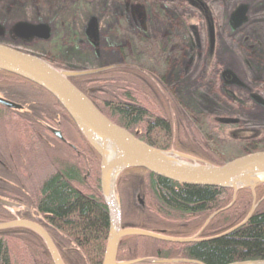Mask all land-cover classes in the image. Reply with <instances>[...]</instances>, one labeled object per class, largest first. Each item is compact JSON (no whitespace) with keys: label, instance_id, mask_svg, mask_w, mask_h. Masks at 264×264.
Here are the masks:
<instances>
[{"label":"rangeland","instance_id":"1","mask_svg":"<svg viewBox=\"0 0 264 264\" xmlns=\"http://www.w3.org/2000/svg\"><path fill=\"white\" fill-rule=\"evenodd\" d=\"M144 10L147 14L141 16ZM41 26L47 29L46 37L34 33ZM139 34L150 36L145 41L150 60L144 65L175 93L217 156L227 161L264 150V0H0V42L63 70L120 63L117 45ZM167 38L162 55L155 46L164 47ZM32 92L37 100L53 104L48 95ZM219 122L228 125L221 129ZM22 127L16 122L0 126L6 148L17 151L28 146V133ZM63 130L85 151L75 128ZM54 144L50 148L37 142L31 152L25 150L35 174L52 173L54 167L48 163L59 160L76 163L71 153ZM82 161L86 166V158ZM100 164H94L90 173L84 171L91 184L100 179ZM123 184L119 180L116 184L121 207ZM233 199L234 193L228 206Z\"/></svg>","mask_w":264,"mask_h":264},{"label":"trees","instance_id":"2","mask_svg":"<svg viewBox=\"0 0 264 264\" xmlns=\"http://www.w3.org/2000/svg\"><path fill=\"white\" fill-rule=\"evenodd\" d=\"M153 6L158 9L156 4ZM165 34L169 36V33ZM136 37L131 39L130 52L127 55L132 65L107 67L105 71L88 76L91 79L97 78L95 80L98 83L95 86L101 89L98 91L100 93L98 97L105 102L102 110L113 122L127 128L151 146L164 150L174 149L216 165L223 164L225 161L210 148L208 139L198 127L196 120L182 108L180 102L175 97L166 98L161 95L168 91L163 89L161 92L155 80L157 75L144 65L147 59L145 41L150 36L145 38L139 34ZM152 39L155 40V37ZM167 47L166 43L164 47L155 46V49L165 54ZM0 73L17 77L2 70ZM41 90L52 98L53 104L55 102L59 110L74 125L82 137L84 148L89 151V156H94L99 164L101 161L99 154L83 136L72 118L49 92L43 88ZM145 117H152L154 121L146 125ZM219 123L221 129L228 125L227 122ZM30 138L32 145L29 144L27 148L30 146L33 149L40 140L36 136ZM44 153L47 157L50 154L48 151ZM36 162L35 165L38 166ZM48 164L54 167L52 173L35 174L32 203L34 216L38 222L48 225L52 238L58 242L62 255H65L62 258L66 264H101L108 239L109 215L100 189L99 176L94 178L91 184L89 178L86 179L84 176L85 170L75 162L59 160ZM133 176L137 179L133 178L132 181L129 177ZM118 180L120 183L125 182V187L129 189L131 195L136 194L138 199L142 198V193L145 194L143 204L145 202L162 214L159 220L145 219L139 207H124L123 228L136 227L156 232L165 228L168 235L178 237L195 235L212 213L230 204L234 193L232 188L179 184L140 168L126 170ZM138 188L141 189L140 194ZM256 194L259 203L251 219L229 234L212 240L184 244L127 236L120 242L117 259L119 261L145 258L189 259L204 264L262 260L264 183L257 186ZM5 200L8 204L5 206L0 204L5 209L20 211L25 207L24 204L12 202L7 198ZM252 203L251 189L241 188L237 192L234 205L215 217L204 230L203 236L214 237L240 224L249 214ZM0 264H54V262L46 243L35 231L28 228H10L0 231Z\"/></svg>","mask_w":264,"mask_h":264},{"label":"water","instance_id":"3","mask_svg":"<svg viewBox=\"0 0 264 264\" xmlns=\"http://www.w3.org/2000/svg\"><path fill=\"white\" fill-rule=\"evenodd\" d=\"M34 33L46 37L47 29L45 26L34 28ZM103 69L105 68L59 69L36 54L0 42V70L28 80L49 92L72 118L101 158L100 189L109 215L108 239L101 264H204L197 260L162 258L119 261L117 255L122 238L127 236H141L184 244L216 239L245 225L258 206L256 188L264 183V150L245 153L216 165L174 149L164 150L151 146L104 115L70 80L72 76L93 74ZM0 104L9 108H19L18 104L2 96H0ZM56 133L60 138L65 139L60 131ZM131 168L144 169L158 177L183 185L232 188L233 202L221 211L235 203L237 192L241 188H250L253 194V206L240 224L223 234L207 239L200 238L201 232L219 212L213 213L203 229L192 237H172L136 227L123 228L122 207L116 192V184L120 175ZM0 204L5 206L8 202L0 197ZM10 228H28L35 231L46 243L54 264H66L51 235L41 224L26 219L0 223V231ZM230 264H264V259Z\"/></svg>","mask_w":264,"mask_h":264},{"label":"flooded vegetation","instance_id":"4","mask_svg":"<svg viewBox=\"0 0 264 264\" xmlns=\"http://www.w3.org/2000/svg\"><path fill=\"white\" fill-rule=\"evenodd\" d=\"M141 14H142L141 16L146 15L147 11L144 10L143 12H141ZM143 35L145 36V38H147L146 37L147 35L145 34ZM168 42L169 40L167 38L166 41L167 45ZM115 50L121 57L122 62L112 63L102 67H98L105 69L100 70L96 73L105 71L107 67L111 68V67L132 65L130 57H127V55L130 52V39L125 38L121 45H117V49ZM162 55H164L163 52ZM90 75L92 74L72 76L70 77V80L87 97H89L92 100V102L104 115H106V113L102 110L105 102L100 97H98V94H100L98 91H100L101 89L99 90V88L95 86L96 83H98V81L95 80L97 78L95 77V79H91L88 77ZM155 80L158 82L161 92H163V89H166L168 91L161 93L162 96L166 98H171V97L176 98L175 93L166 86L163 79L157 76ZM41 88L40 86L28 80H25L21 77L18 76L10 77L8 75H5L4 73L3 74L0 73V96L19 105V108H9L0 104V126L2 127L4 125V122H12V123L16 122L18 126L22 125L23 126L22 128H24L28 133V139H29L28 145L29 144L32 145L30 142L31 136L32 139L33 137L36 136L37 139L40 140L39 142L45 143V145L50 148H53L54 143H56V145L59 144V148L62 149L63 152H69L72 154L73 157H75L76 163L77 165L80 166V168H83V170H86L88 171V173H90L93 167V163L94 164L98 163V161L96 162V158L94 156H89L88 154L89 151H86L85 148H83L85 149V151L81 150L80 146L77 143H74L72 140H70L68 137L65 136L63 130L65 126L66 127L68 126L73 129L75 127L70 122V120L64 115V113H62L59 110L60 108L55 104V102L54 104H51L49 101L46 100H43L41 102L40 100H37L34 97V93L32 92L34 90H38L41 93H44L41 90ZM43 105L47 106L48 108H45ZM50 106L54 107L52 111ZM106 116L109 117L108 115ZM153 121L154 120L152 117H145L144 119L146 125L148 123H152ZM56 131H60L65 137V139L60 138L57 135ZM80 138L82 139L81 135ZM28 148L30 149L31 147L29 146ZM28 148L25 146V148H22V150L18 148L17 151L6 148V145L0 134V197L7 198L12 202L25 205V207L21 208L20 211L19 210L15 211L14 209L8 210L0 205V220H6V221H12L17 219L32 220L34 222L41 224L50 234L48 225L38 222L37 217L34 216L35 214L33 212L32 203H33V195H34L33 184L35 182V172L32 169L29 161H27V157H26L27 152L25 150H27L28 152H31L32 150V148L30 150ZM82 157L83 160H85L86 158V163H85L86 166H83L84 161H82ZM19 159L22 160L21 164L19 163ZM81 161L83 163H81ZM84 176L87 179L88 174L87 175L84 174ZM129 178L132 181L133 178L137 179L136 176ZM125 186L126 184L124 182L123 192L125 193V198L121 199V202L123 204L122 217H123L124 207L131 208L132 206H137L142 210L143 214L145 215V219L157 218V220H159L158 218H160L162 214L159 213L157 209L153 210L148 204H145V202L143 204V200L145 199L146 195L142 193L141 197L143 199L140 197L138 199V196H136V194L131 195L129 189ZM140 192L141 189L138 188V193L140 194ZM221 210L215 211L219 213L215 215L209 221V223L215 217H217L219 214L226 211L227 209L224 211ZM207 220L205 224L207 223ZM209 223L206 226L204 224L200 229L201 231L205 226V228L201 232L200 238L207 239L211 237V236L209 237L203 236L204 230L209 225ZM165 230H166L165 228L158 229L157 232H161L165 235H168ZM172 237H178V236H172ZM53 241L56 244L61 256H65L62 255V250L60 249L58 242H56L54 239ZM181 264H187V263H181Z\"/></svg>","mask_w":264,"mask_h":264},{"label":"bare ground","instance_id":"5","mask_svg":"<svg viewBox=\"0 0 264 264\" xmlns=\"http://www.w3.org/2000/svg\"><path fill=\"white\" fill-rule=\"evenodd\" d=\"M233 63V65L235 66V63L234 62H232Z\"/></svg>","mask_w":264,"mask_h":264}]
</instances>
